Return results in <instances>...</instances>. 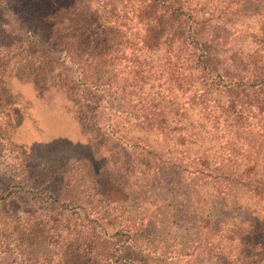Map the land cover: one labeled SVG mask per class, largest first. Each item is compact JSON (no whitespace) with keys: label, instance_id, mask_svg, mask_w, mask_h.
Masks as SVG:
<instances>
[{"label":"rangeland","instance_id":"rangeland-1","mask_svg":"<svg viewBox=\"0 0 264 264\" xmlns=\"http://www.w3.org/2000/svg\"><path fill=\"white\" fill-rule=\"evenodd\" d=\"M76 2L51 15L63 33L82 41L70 51L80 63L69 64L32 42L28 23L37 0H0V197L12 192L0 206V264H264L263 200L239 190L224 204L192 172L207 148L215 160L229 150L241 156L239 167L264 170V122L256 120L251 133L233 130L230 145L215 125L223 95L202 83L189 52L144 47L142 0ZM190 4L211 18L205 37L218 24L242 54L264 51V0ZM74 70L118 87L130 81L128 71L156 78L142 97L157 99L160 121L148 116L134 126L123 118L119 129L144 140L160 166L106 143L97 111L77 103L81 77L73 80ZM97 99L92 108L100 107ZM22 179L43 185L21 188ZM105 179L121 182L128 197L113 188L105 196ZM67 203L81 208L65 209ZM247 230L254 233L243 235Z\"/></svg>","mask_w":264,"mask_h":264},{"label":"trees","instance_id":"trees-1","mask_svg":"<svg viewBox=\"0 0 264 264\" xmlns=\"http://www.w3.org/2000/svg\"><path fill=\"white\" fill-rule=\"evenodd\" d=\"M44 3L45 6L37 0L33 19L28 23L33 28L28 30L33 39L32 42L50 58L64 60L69 64L80 63L79 60L75 62L70 51L82 41H76L70 35L63 33L51 19L53 14L72 10L78 2L76 0H46ZM190 3L191 0H142V19L139 21L140 29L143 31L142 42L147 50L177 46L179 52L182 50L189 52L190 64L200 70L199 77L202 83L223 95V102L218 112L216 111L215 116L218 118L215 120V125L223 126L221 135H226L227 143L229 141L232 145L235 142L231 137L233 130L238 133L242 131L251 133L256 120L257 123L264 122V51L261 49L260 53H254L256 52L254 50L249 54H242L237 48L234 49L235 44L227 39L228 33L225 27L218 24L213 26L215 33L205 37L206 29L212 25L211 18L205 19L204 15L200 16ZM25 25L27 26V23L23 22L18 28L25 29L23 28ZM220 31L223 33L219 34ZM80 61L84 60L80 58ZM127 74L130 75L128 76L130 81H125V84L118 87L110 78L105 82L101 81L95 72L74 70L73 80L74 76L81 77L77 93L80 92L83 102L77 103L90 113L97 111V123L104 130L103 137L107 144L117 145L123 150H137L140 156L144 154L150 159V161L146 160V165L151 163V167L156 168L160 166L158 164L161 160L153 159L155 155L150 146L144 140L128 137L119 129V125L122 122L125 123L123 118L135 123L134 126L144 121L146 123L148 116L150 120L160 121L161 113L155 110L157 99H152L148 103L144 102L142 97L145 87L149 83L150 89L153 88L156 78H151V73L143 71H128ZM150 95H154V92ZM96 97L100 107L98 108L96 102H93L95 107L92 108V100ZM212 101L216 103L219 99L215 97ZM172 130H179V128L173 127ZM177 138L182 139L181 136ZM237 139L240 138L237 137ZM210 152L211 148H207L205 156L196 159L199 166H195L192 172L205 177V182L214 188L215 195L224 201V204L228 200L237 199L236 194L239 190H245L264 202L263 169L256 167L255 164L239 167L241 164L238 162H241V156L229 150L221 155V160H215ZM170 160L173 166H180L174 156L171 155ZM104 183H106L105 196H109L110 188H113L119 191L122 197H128L123 184L117 179L109 180V182L105 179ZM32 185L41 187L43 183L35 184L28 179L19 181L21 188L25 186L31 188ZM10 195L12 192L0 197V206L10 203L8 198ZM53 201L60 204L59 193H56ZM114 201H118L117 198ZM64 206L65 209L81 208L80 205L69 203ZM59 217L67 221L62 213ZM15 219L19 220V217ZM253 233L247 230L243 235Z\"/></svg>","mask_w":264,"mask_h":264}]
</instances>
